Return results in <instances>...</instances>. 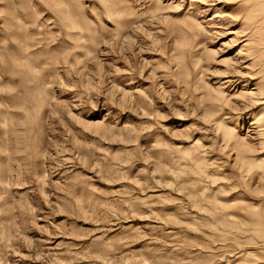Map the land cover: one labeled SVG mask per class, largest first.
Here are the masks:
<instances>
[{
  "label": "rangeland",
  "instance_id": "374dc122",
  "mask_svg": "<svg viewBox=\"0 0 264 264\" xmlns=\"http://www.w3.org/2000/svg\"><path fill=\"white\" fill-rule=\"evenodd\" d=\"M0 264H264V0H0Z\"/></svg>",
  "mask_w": 264,
  "mask_h": 264
}]
</instances>
